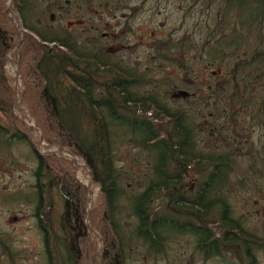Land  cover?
I'll list each match as a JSON object with an SVG mask.
<instances>
[{"label": "trees", "instance_id": "obj_1", "mask_svg": "<svg viewBox=\"0 0 264 264\" xmlns=\"http://www.w3.org/2000/svg\"><path fill=\"white\" fill-rule=\"evenodd\" d=\"M147 1L12 0L22 31L18 40L0 0V118L8 126L0 127V144L6 151L26 144L35 180L45 179L62 200V254L56 262L47 255L46 264H93L97 240L85 218L101 239L99 264H124L122 213L133 217L127 229L149 256L163 254L176 236H188L203 260L260 264L264 227L235 215L232 199L264 195V0H201L202 18L181 32V18L199 1L188 0L177 27L165 32L156 22L134 30L132 20ZM88 6L94 14L100 10V17L83 28L95 35L100 24V32H116L114 39L88 41L79 28H63L72 12L83 20ZM102 12L125 16L111 19ZM111 41L126 48L104 52ZM16 42L11 53L19 79L16 109L32 121L38 145L57 146L84 163L98 187L87 217L86 188L76 179L75 164L59 152H35L12 113L15 90L4 60ZM143 45V60L125 54ZM199 72L207 82L205 101H199L206 110L198 102L186 109L171 97L183 93L192 101ZM207 134L211 143L202 146L201 135ZM121 145L149 162V172L131 192L122 187L115 161ZM38 189L42 194L43 186ZM3 254L14 264L8 251Z\"/></svg>", "mask_w": 264, "mask_h": 264}, {"label": "rangeland", "instance_id": "obj_2", "mask_svg": "<svg viewBox=\"0 0 264 264\" xmlns=\"http://www.w3.org/2000/svg\"><path fill=\"white\" fill-rule=\"evenodd\" d=\"M8 2H10V0H5V5ZM189 3L188 0H148L143 5L142 9L134 16L132 27L134 30L142 31L144 28L153 26L157 22L158 25H161V29L167 32L172 27H177L182 19L185 23L182 29L180 28V31L183 32L184 29L190 27L192 20H199V17L202 18L198 10L201 8L200 6L203 2L199 0L186 18L182 17L180 19L181 15L185 14V7ZM136 5V2H131L129 4L130 7ZM178 5L183 7L181 12H179L181 8L178 9ZM101 14L103 17L111 19H120L125 16V13L119 12H114V14L102 12ZM10 17L15 18L13 11H11ZM83 17L84 21L77 13L72 12L70 19L64 20L63 28L67 31L79 28L83 38L88 41L95 39L97 36H104L110 39L115 38L116 32L108 31L105 28L100 32V24L98 28L96 27L94 29L95 32L98 31L95 35L91 34L90 29L85 30L83 28L88 27V22L90 20L99 19L100 10L97 14H94L92 7L88 6L86 13L82 14V18ZM121 33L124 34L125 31ZM123 48H126L125 44L121 45L111 41L105 43L104 52L115 55L121 53ZM143 49L144 45L142 48H139V50H136V48L126 50L125 54L128 56L130 55L132 59L137 55V60H143ZM7 56H5L4 60V69L6 74L12 79V84L15 89L16 66L12 57L10 58L12 61L10 63ZM141 64L145 65V62H141ZM205 84H207V82L204 81L202 73L199 72V91L191 95L190 98L192 101L187 102L183 93L173 94L174 97L171 98L182 100L180 103H182L186 109L194 110L195 102H198L204 109L206 108V104L200 103L199 101H205L203 97L206 90ZM199 93L202 96L199 97ZM12 113L15 116L19 115L15 109H12ZM22 120L23 125L28 127L27 132L24 131L26 138L31 137L34 141L37 134L33 132L32 121L27 117H22ZM0 127L2 129L8 128L6 122L2 118H0ZM208 136V134L207 136L201 135L200 139L202 146L211 143V139H209ZM29 144L33 147V150L40 155L45 153L56 154V152H59L61 156L71 160L75 164L77 167L76 179L87 190L84 208L85 210H89L88 208H90L93 202L86 208L88 197L94 195L95 199L98 194V187L88 178V170L84 166L82 160L64 153V151L51 150L50 148H53V146L48 147L42 142L39 145L36 142L35 144ZM3 147L4 146L0 144V264H8V258L3 254L4 251H8L11 254L14 264H46L47 255L51 256L53 261L56 262V259L62 254V249L58 243V237L60 236L59 217L62 211V200L56 191L47 189L45 179L40 181L35 180L33 171L36 165L32 160H27V157H29L28 151L30 149L26 144L21 142L16 143L15 146H12L10 151H6ZM115 161L120 171L121 185L124 187V190L126 192H131L132 188H139L146 171L147 173L149 172V169H147L149 162L146 161L144 156L134 149L121 145L116 151ZM89 182L92 185L91 191L88 188ZM39 185L43 186L42 194L38 192ZM245 196L247 197L242 195L234 200L232 199L234 214L238 215V217H245L248 219L250 225L259 228L264 227V195L255 197L256 195L247 194ZM38 203L40 204V208L36 210ZM119 205L125 207L126 202L121 200ZM85 216L87 217V215ZM119 220L121 223H125L123 228H126L125 230L122 229L118 234L121 239L124 264H230L229 259H226L225 262L215 261L211 258L203 260L198 253H194L193 241L188 236H176L166 243L163 254L159 256H149L146 254L145 249L136 242L135 237L130 234L131 230H129V227L135 223L133 217L122 213ZM87 224L88 222L84 220L85 227ZM44 236L47 238V248L44 247ZM94 238L97 240V237ZM131 238L133 239L131 240ZM96 245L98 247L97 256L94 258L93 264H98L97 262H99L100 243L96 241ZM5 248H7V250H5ZM258 260L260 264H264L263 252L259 253ZM231 264H233V262H231Z\"/></svg>", "mask_w": 264, "mask_h": 264}, {"label": "water", "instance_id": "obj_3", "mask_svg": "<svg viewBox=\"0 0 264 264\" xmlns=\"http://www.w3.org/2000/svg\"><path fill=\"white\" fill-rule=\"evenodd\" d=\"M7 9H8V13H9V16H10V13H11V11H12V1L10 0V2L7 4ZM14 19V18H13ZM13 23H14V25H15V27H16V29H17V31H18V33H19V36H18V40L20 39V33H21V31H20V29H19V25H18V23H17V21L14 19V21H13ZM17 45V42L14 44V46L12 47V49H11V51L15 48V46ZM15 64V63H14ZM16 65V64H15ZM16 74H17V76H18V70H17V67H16ZM13 89H14V85H13ZM15 90V89H14ZM15 98H16V96H15V93H14V97H13V104H12V109H15V102H14V100H15ZM18 119L23 123V120H22V118H21V116L19 115L18 116ZM27 127L26 126H24V131H26L27 132ZM27 142L28 143H32V144H35V142L31 139V137L30 138H28L27 137ZM54 147H56L57 148V150L58 151H65L64 149H62V148H59V147H57V146H54ZM66 152V151H65ZM86 196H87V190H86ZM84 211H85V215H88V212H89V210H85V208H84ZM86 221H87V219H85ZM86 227L89 229V231L91 232V234L94 236V237H97V240L99 241V243L101 242V239L99 238V236L92 230V228L87 224L86 225ZM98 264H99V262H98Z\"/></svg>", "mask_w": 264, "mask_h": 264}, {"label": "bare ground", "instance_id": "obj_4", "mask_svg": "<svg viewBox=\"0 0 264 264\" xmlns=\"http://www.w3.org/2000/svg\"><path fill=\"white\" fill-rule=\"evenodd\" d=\"M11 53H12V51H10V52L8 53V56H7L8 60L10 61V63L12 62V61L10 60V58H11ZM12 54H13V53H12ZM12 65H13V64H12ZM14 84H15V89H16V93H17V90H18V87H19V80H18V76H17L16 72H15V82H14ZM15 96H16V95H15ZM14 102L16 103V98H15ZM50 149H51V150H57V148L54 147V146H53V148H50ZM64 153H67V152L64 151ZM67 154H68V153H67ZM81 164H82V163H81ZM88 188H89L90 191L92 190V185H91L90 182L88 183ZM93 200H94V195H91V196L88 197L87 204H86V208H88V207L90 206V204L93 202ZM88 209H89V208H88ZM97 263H98V262H97Z\"/></svg>", "mask_w": 264, "mask_h": 264}]
</instances>
